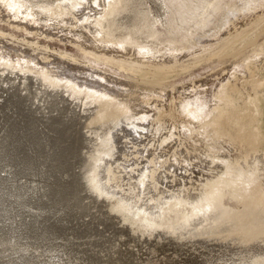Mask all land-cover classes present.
Segmentation results:
<instances>
[{
	"label": "rangeland",
	"instance_id": "obj_1",
	"mask_svg": "<svg viewBox=\"0 0 264 264\" xmlns=\"http://www.w3.org/2000/svg\"><path fill=\"white\" fill-rule=\"evenodd\" d=\"M152 1L141 4L164 18L143 35L158 44L151 55L91 45L86 36L112 15L104 0L57 3L49 25L0 0L5 264H264V0ZM83 90L104 97L81 103ZM193 224L209 232L186 234Z\"/></svg>",
	"mask_w": 264,
	"mask_h": 264
},
{
	"label": "bare ground",
	"instance_id": "obj_2",
	"mask_svg": "<svg viewBox=\"0 0 264 264\" xmlns=\"http://www.w3.org/2000/svg\"><path fill=\"white\" fill-rule=\"evenodd\" d=\"M74 0H10V3L9 4H11L10 6L13 8V10H14V16H18V15H20L21 17H26V16H23V14H27V15H29V16H27V17H30V18H33V17H35V18H38L40 21H43V23H47V24H45V25H49V24H51V23H53L54 24V22H55V20L53 19V17L51 16V9L57 4V3H60V9L61 8H64V7H62V4L64 3V2H68V4H70V6H72V4H71V2H73ZM145 1L146 0H104V2H103V8H104V13L106 12V11H108V10H110V11H112V15H111V17H106V18H103V19H101V21L99 22V24L97 23V25H96V27L93 29V32H90V37L89 36H86L84 33H82V32H80V29L78 30V32L79 33H82L83 34V36L85 35L86 37H88V38H90L91 39V45H93L94 47H97V48H99V47H103V48H106L107 46H108V44H107V46H104L105 44H103L106 40H111V41H113V43H109V45H111V46H113V47H116L117 49H119V48H121V47H123V46H125V44H127V43H130V45L131 46H136V47H133V48H137V49H139L140 51L139 52H143V53H145V54H148V52L149 53H151V55H152V53H156V51H157V43H156V41H153V40H148V38L147 37H143V35H148V36H151V35H154L155 33H156V29L154 28V25L157 23V22H160V20H162L163 21V19L162 18H164V15H163V17L161 18V17H158L159 16V14L157 13V15L158 16H155L154 14H156V12H154V11H149L148 9H146V7L148 8V5H145V6H143L144 4H145ZM159 1V0H158ZM76 2V1H75ZM141 2H144V4L142 5L141 4ZM152 2H154V0L152 1ZM157 2V1H156ZM159 4H160V2H158ZM147 4H149V1H148V3ZM153 5V4H152ZM69 6V5H68ZM154 6V5H153ZM152 6V7H153ZM145 7V8H144ZM149 7H150V4H149ZM156 7V6H155ZM155 7H153L152 8V10L155 8ZM65 9V8H64ZM70 9V8H69ZM150 9V8H149ZM158 9V8H157ZM156 9V10H157ZM160 9L162 10V8L160 7ZM62 10V9H61ZM60 10V11H61ZM163 11V10H162ZM157 12H159V10H157ZM164 12V11H163ZM23 13V14H22ZM64 13V12H63ZM154 13V14H153ZM163 14V13H162ZM105 15V14H104ZM103 15V16H104ZM156 17V18H155ZM159 18H161V19H159ZM53 20V21H52ZM101 37H105V40H102V38ZM87 39V38H86ZM90 39H88V40H90ZM82 42H80V44H81ZM89 43V44H90ZM106 43V42H105ZM85 44V43H84ZM103 44V45H102ZM82 45V44H81ZM84 46V45H83ZM137 51V50H136ZM138 52V51H137ZM138 52V53H139ZM109 53V55H112L113 53L112 52H108ZM112 53V54H111ZM104 61H112L111 60V58H108V59H104ZM115 62V61H114ZM4 70V69H3ZM30 77V76H29ZM38 79H40V81H41V79H42V81H44L45 83H46V86H50L51 87V89H52V91L54 90V88H52V87H54V84L53 83H51V81H50V79H48L47 77H41V78H38ZM37 79V80H38ZM36 80V81H37ZM43 82V83H44ZM37 83H39V84H42V83H40L39 81L37 82ZM41 86V85H40ZM43 86V85H42ZM45 86V87H46ZM68 85H64V87L65 88H68L67 87ZM45 87H43V88H45ZM64 87L62 88V90L64 89ZM47 88V87H46ZM49 89V88H48ZM50 90V89H49ZM60 90V89H59ZM65 90V89H64ZM68 90H69V88H68ZM67 90V91H68ZM42 91L44 92L45 90H43L42 89ZM42 92V93H43ZM63 93V92H62ZM69 94H66V95H68V97H69V95H70V91L68 92ZM40 95V94H39ZM76 95H79L80 96V100H81V103L84 101V98L85 97H87V96H94L95 98L92 100V101H94V100H96V102H97V100H102L101 98L102 97H104V96H100V98H99V96H97L95 93H89V91H85V90H83V93L82 94H76ZM79 96L77 97V98H79ZM60 99H62V98H60ZM78 102V101H77ZM99 102V101H98ZM80 103V104H81ZM84 103V102H83ZM79 104V103H78ZM83 105H85V104H83ZM95 105V104H94ZM97 105V104H96ZM95 105V106H96ZM70 106H72V103H71V105ZM99 106H102L101 104L99 105ZM108 106V105H107ZM109 106H110V104H109ZM113 106H114V104H113ZM79 107V106H78ZM77 107V108H78ZM82 107V106H81ZM80 107V108H81ZM84 107V106H83ZM98 107V106H97ZM86 108V107H85ZM99 108V107H98ZM101 108H104L103 106L101 107ZM107 108H109V107H107ZM83 109V108H82ZM95 109H97V108H95ZM73 110V109H72ZM75 110V109H74ZM85 110V109H84ZM83 110V111H84ZM86 110H90V108L88 109V107H87V109ZM93 110V112H95V113H98V110H97V112L94 110V108L92 109ZM92 110H90V111H92ZM107 110V109H106ZM113 111V110H112ZM101 112L102 111H100L99 112V114H94V115H98V118L99 119H96V120H100V114H101ZM78 113H79V111H78ZM85 113V112H84ZM112 113V112H111ZM81 114V113H80ZM91 114V116H93L92 114V112L90 113L89 112V115ZM109 115V114H108ZM73 116V115H72ZM71 116V117H72ZM83 116V115H82ZM110 116V115H109ZM113 116V115H112ZM115 116V115H114ZM86 116H84V118H85ZM97 117V116H96ZM119 117V116H118ZM88 118V117H87ZM86 118V119H87ZM91 118V117H90ZM108 118V117H107ZM109 119V118H108ZM67 120H69V119H67ZM66 120V121H67ZM71 120V119H70ZM84 120V119H83ZM89 120H91V119H89ZM88 120V121H89ZM95 120V119H94ZM113 120V119H112ZM65 121V122H66ZM73 121V120H72ZM85 121V120H84ZM104 121V118L101 120V123L100 124H102V122ZM107 121V120H106ZM87 122V121H86ZM97 122V121H96ZM100 122V121H99ZM64 123V122H63ZM69 124H71V122H68ZM68 123L66 124V126L68 125ZM89 123V122H88ZM92 123H95V121L94 122H92ZM91 123V124H92ZM98 123V122H97ZM76 124V123H75ZM78 124V123H77ZM85 124V123H84ZM104 124V123H103ZM79 125V124H78ZM87 124H85L84 125V127L86 126ZM97 125V124H96ZM99 125V124H98ZM97 125V126H98ZM106 125H107V123H106ZM65 126V127H66ZM81 126V125H80ZM91 126V125H90ZM96 126V127H97ZM103 126H105V125H103ZM61 127V129L62 128H64V127H62V126H60ZM69 126H67V131H65V132H68L69 133V131H68V128ZM71 127H72V125H71ZM74 127V126H73ZM75 127H76V125H75ZM79 127V126H78ZM99 127V126H98ZM97 127V128H98ZM100 127H101V125H100ZM87 128V127H86ZM85 128V129H86ZM73 129V128H72ZM76 129H78L77 127H76ZM88 129V128H87ZM86 129V130H87ZM91 129H93L92 127H91ZM99 129V128H98ZM89 130V129H88ZM96 130V129H95ZM72 131V130H71ZM93 131V130H92ZM92 131L90 130L89 132H91L92 133ZM100 131V130H99ZM98 131V132H99ZM78 132V131H77ZM88 131H86V133H87ZM96 132V131H95ZM15 133V132H14ZM60 133H63V131L61 130V132ZM80 133V132H79ZM85 135H87L85 132H83ZM74 134V133H73ZM89 135H90V133H88ZM95 134V133H94ZM97 134H99V133H97ZM63 135H65V134H63ZM85 135H83V137L85 136ZM88 135V136H89ZM96 135V134H95ZM94 135V136H95ZM100 135H102V134H100ZM65 136H67V133H66V135ZM80 136V135H79ZM91 136V135H90ZM99 136V135H98ZM67 137H69V136H67ZM72 137V136H71ZM83 137H82V135H81V138L83 139ZM97 137V136H96ZM95 137V138H96ZM86 138V137H85ZM89 138V137H88ZM92 138H93V136H92ZM91 138V139H92ZM99 138V137H98ZM81 139V140H82ZM85 140H87V139H85ZM83 142V141H82ZM87 142H88V140H87ZM86 141H84V144L85 143H87ZM93 142V141H92ZM95 142V141H94ZM93 142V143H94ZM89 144L91 143V142H88ZM87 143V144H88ZM96 143V142H95ZM13 145V144H12ZM6 147V146H5ZM4 147V148H5ZM7 149V148H6ZM6 149H5V151H6ZM1 151V150H0ZM1 153V152H0ZM4 153V152H3ZM5 153H7V152H5ZM18 153V152H17ZM16 153V154H17ZM2 155V154H1ZM5 156H6V154H4ZM3 157V156H2ZM7 157H8V153H7ZM7 157H6V159H7ZM19 157H20V154H19ZM2 159V158H1ZM15 159V158H14ZM2 160H4V161H6L4 158L2 159ZM7 160H9V159H7ZM1 161V160H0ZM4 161H2V163H0L2 166H4L3 165V163H4ZM10 161H12V160H10ZM10 161H8L7 163H9ZM14 162V161H13ZM8 165V164H7ZM1 166V167H2ZM5 166H6V163H5ZM1 167H0V169H1ZM9 167V166H8ZM10 167H11V165H10ZM4 168V167H3ZM2 168V169H3ZM6 169H7V167H6ZM12 169V168H11ZM8 171H9V169H7ZM6 170V171H7ZM5 171V170H4ZM8 171L7 172H5V175H6V173L8 174ZM22 172V171H21ZM10 173H11V170H10ZM3 174V173H2ZM1 174V175H2ZM12 175V174H11ZM20 175H22L21 173H20ZM53 175V174H52ZM7 176H9V175H7ZM59 176V175H58ZM61 176V175H60ZM59 176V177H60ZM15 177H16V175H15ZM53 177V176H52ZM56 177V176H55ZM1 178V177H0ZM5 179H6V177H4ZM8 178V177H7ZM12 178V177H11ZM10 178V179H11ZM14 178V177H13ZM47 178V177H46ZM49 178V177H48ZM47 178V179H48ZM70 178V177H69ZM9 179V181H11ZM22 179V178H21ZM25 179V178H24ZM50 180H51V178H49ZM48 179V180H49ZM57 179V178H56ZM55 179V180H56ZM1 180V179H0ZM3 180L4 179H2V182H3ZM5 181V180H4ZM14 181H17L15 178H14ZM61 181H62V178H61ZM12 182V181H11ZM26 182V181H25ZM46 183H47V181H45ZM59 182H60V180H59ZM77 182V181H76ZM6 183H7V181H6ZM5 183V184H6ZM13 183V182H12ZM15 183V182H14ZM20 183H22V182H20ZM44 183V182H43ZM2 184V183H1ZM4 184V183H3ZM2 184V185H3ZM16 184V183H15ZM27 184V183H26ZM25 184V185H26ZM51 184V183H50ZM20 185V184H19ZM22 185H24V184H22ZM40 185H41V183H40ZM6 186V185H5ZM12 187H13V185H11ZM15 186V185H14ZM46 186V185H45ZM44 186V187H45ZM49 186H51L52 187V185H49ZM58 186V185H57ZM56 186V187H57ZM80 186V185H79ZM82 186V185H81ZM9 187H10V184H9ZM23 187V186H22ZM42 187H43V185H42ZM48 187V186H47ZM53 187H55V186H53ZM59 187V186H58ZM57 187V188H58ZM61 187V186H60ZM2 188L3 189H5L3 186H2ZM2 188H0V189H2ZM15 188V187H14ZM41 188V187H40ZM46 188V187H45ZM57 188H53L54 190L55 189H57ZM0 190V191H7L6 189L5 190ZM12 189V188H11ZM21 189V188H20ZM23 189H25V188H23ZM29 189H30V187H29ZM52 189V188H51ZM53 189L52 190H49V191H53ZM69 189V188H68ZM79 189H80V187H79ZM8 190H10V188L8 189ZM13 190V189H12ZM28 190V189H27ZM32 189H30L29 191H31ZM41 190H42V188H41ZM59 191L61 190V188L60 189H58ZM73 190V189H72ZM15 190H13V192H14ZM19 190L17 189V191H15V192H18ZM21 191V190H20ZM48 191V190H47ZM57 191V190H56ZM66 191V193H67V189L65 190ZM70 191H71V189H70ZM2 192V193H3ZM14 192V193H15ZM23 191H21V193H22ZM26 192H28V191H26ZM62 192H63V189H62ZM61 192V193H62ZM14 193L12 194V192H11V194L12 195H14ZM24 193V192H23ZM35 193V192H34ZM53 193V192H52ZM60 193V195H62ZM65 193V192H64ZM70 192H68L67 194H69ZM5 194H8V192L6 193L5 192ZM4 194V195H5ZM10 194V195H11ZM30 194H31V192H30ZM43 194V193H42ZM46 194V193H45ZM48 195H49V193H47ZM3 195V194H2ZM9 195V194H8ZM23 195V194H22ZM25 195V194H24ZM29 195V194H28ZM32 195H34V194H32ZM41 195V194H40ZM48 195H45V196H47L48 197ZM50 195H52V194H50ZM56 195V194H55ZM59 195V194H58ZM7 196V195H6ZM5 196V197H6ZM63 196V195H62ZM15 197H16V193H15ZM24 197V196H23ZM23 197H22V199L21 200H23ZM35 197H36V194H35ZM40 197V196H39ZM52 197V196H51ZM69 197V196H68ZM17 198V197H16ZM27 198H28V196H27ZM32 198V197H31ZM34 198V197H33ZM43 198H45L44 196H43ZM53 198H54V196L52 197V201H53ZM65 198V197H64ZM63 198V199H64ZM71 198H72V194H71ZM3 199V198H2ZM14 199V198H13ZM18 199H19V197H18ZM36 199H38V198H36ZM49 199V198H48ZM47 199V200H48ZM51 199V198H50ZM63 199H61V200H63ZM75 199H76V197H75ZM74 199V200H75ZM0 200H1V198H0ZM6 200H7V197H6ZM15 200H17V199H15ZM25 200V199H24ZM29 199H27V201H28ZM31 200H33V199H30L29 201H31ZM58 200L59 199H57V202H58ZM60 200V201H61ZM67 200V199H66ZM73 200V201H74ZM4 201V200H3ZM2 200H1V202H0V225H4V221H5V219H6V216L9 214V217L11 218V213H9L10 212V207L8 208L6 205H3L2 206V202H3ZM9 201H11L10 199H9ZM35 201V200H34ZM79 200H77L76 201V203L78 202ZM13 202V201H12ZM26 202V201H25ZM48 202H50V201H48ZM54 202V201H53ZM52 202V203H53ZM65 201H63L62 202V204L64 203ZM75 202V201H74ZM99 202V201H98ZM8 204L10 203V202H7ZM18 203H19V201H18ZM17 203V204H18ZM33 203V202H32ZM35 203V202H34ZM33 203V204H34ZM55 203V202H54ZM79 203V202H78ZM77 203V204H78ZM4 204H6V203H4ZM7 204V205H8ZM13 204H14V202H13ZM13 204H11V205H13ZM17 204L15 205V206H17ZM28 204V203H27ZM58 204V203H57ZM60 204V203H59ZM66 204V203H65ZM68 204H69V202H68ZM70 204H73V203H70ZM80 204V203H79ZM93 204V203H92ZM50 205H52L51 203H50ZM67 205V204H66ZM83 205V204H82ZM82 205H81V207H82ZM87 205V204H86ZM5 206V207H4ZM10 206V205H9ZM35 206V205H34ZM63 206V205H62ZM65 206V205H64ZM69 206H72V205H69ZM77 207L79 206V205H76ZM75 206V207H76ZM68 207V206H67ZM66 207V208H67ZM8 208V209H7ZM35 208V207H34ZM53 208V207H52ZM60 208H61V206H60ZM80 208V207H79ZM11 209H13V208H11ZM15 209H17V207L15 208ZM27 209H28V206H27ZM83 209V208H82ZM86 209V208H85ZM98 209V208H97ZM14 210V209H13ZM13 210H12V212H13ZM31 210V209H30ZM69 210V209H68ZM75 210H78V208L77 209H75ZM16 211V210H15ZM78 211H82V210H78ZM85 211V210H84ZM103 211V210H102ZM65 212V211H64ZM69 212V211H68ZM72 212V211H71ZM21 212H19V214H20ZM26 213H28V212H26ZM66 213V212H65ZM79 213V212H78ZM81 213V212H80ZM105 213V212H104ZM11 214V215H10ZM21 214H23V213H21ZM76 214V213H75ZM74 214V215H75ZM84 214V213H83ZM63 215V214H62ZM66 215V214H65ZM14 216H15V214H14ZM27 216H29V215H27ZM78 216V215H77ZM85 216V215H84ZM223 216H224V218L223 219H235V220H237L238 222H239V224H241L243 227H244V225H246V224H244L243 223V221L241 220V219H239V218H237V216H236V214H229V211H225L224 212V214H223ZM13 217V216H12ZM66 217V216H65ZM75 217V216H74ZM79 217H81L80 215L78 216V218ZM29 218H31V217H29ZM28 218V219H29ZM64 218V217H63ZM74 219V218H73ZM82 219V218H81ZM83 219H84V217H83ZM86 219V218H85ZM9 220H11V219H8V221ZM23 220V219H22ZM21 220V221H22ZM30 220V219H29ZM63 220V219H62ZM67 220V219H66ZM91 220V219H90ZM24 221V220H23ZM26 221V220H25ZM69 222H70V220H68ZM72 221V220H71ZM77 221V220H76ZM79 221V220H78ZM81 222H82V220H80ZM85 221V220H84ZM94 221V220H93ZM112 221V220H111ZM222 221V220H221ZM16 222V221H15ZM64 222V221H63ZM95 222V221H94ZM97 222V221H96ZM223 222H225V221H223ZM233 222H234V220H233ZM3 223V224H2ZM8 223V222H7ZM50 224H51V222H49ZM80 223V222H79ZM78 223V224H79ZM89 223H90V221H89ZM93 223V222H92ZM23 224H24V222H23ZM63 224H65V223H63ZM73 224H75L74 223V221H73ZM91 224V223H90ZM231 224H232V222H231ZM71 225V224H70ZM93 225V224H92ZM95 225V224H94ZM224 225H226V223H224ZM223 224H222V226H224ZM229 225V224H228ZM248 225V224H247ZM24 226V225H23ZM59 226H60V223H59ZM221 226V225H220ZM236 226V225H235ZM252 227H253V225H251ZM250 226V227H251ZM76 227H78V226H76ZM85 227V226H84ZM200 227H201V225H198V224H193V227H192V230L191 231H188V232H186V234H189V235H192V236H197V235H203V233H205V232H209V230H200ZM219 227V226H218ZM243 227H242V229H243ZM11 228V227H10ZM23 228H25V227H23ZM60 228V227H59ZM64 228V227H63ZM79 228V227H78ZM81 228V227H80ZM83 228V227H82ZM217 228V227H216ZM216 228H215V230H216ZM222 228V227H221ZM231 228V227H230ZM247 228H248V226H247ZM1 230H0V232H4L5 230L4 229H2V227L0 228ZM32 229V228H31ZM70 229V228H69ZM69 229H68V231H69ZM74 229V228H73ZM233 229V228H232ZM251 229V228H250ZM255 229V228H254ZM4 230V231H3ZM34 230V229H33ZM75 230H77L76 228H75ZM88 230V229H87ZM114 230V229H113ZM211 230V229H210ZM234 230V229H233ZM23 232H24V230H22ZM31 231V230H30ZM63 231V230H62ZM61 231V232H62ZM72 231V230H71ZM70 231V232H71ZM86 231V230H85ZM84 231V232H85ZM223 231V230H222ZM255 231V230H254ZM8 232V231H7ZM37 232V231H36ZM74 232V231H73ZM79 232V231H78ZM207 232V233H208ZM214 232V231H213ZM219 232H221V231H219ZM239 232H242V231H239ZM245 232V231H244ZM243 232V233H244ZM248 232V231H247ZM252 232V231H251ZM32 233V232H31ZM34 233V232H33ZM67 233V232H66ZM65 233V234H66ZM87 233V232H86ZM210 233H212V231L210 232ZM221 233H223V232H221ZM221 233H219V235L221 234ZM4 234H6L5 232L4 233H2V234H0L1 236H3V238H10V237H8V236H6V235H4ZM64 234V233H63ZM69 234V233H68ZM74 234V233H73ZM206 234V233H205ZM213 234H215V233H213ZM252 234V233H251ZM33 235V234H32ZM77 235V234H76ZM96 235H98V234H96ZM211 235V234H210ZM216 235V234H215ZM214 235V236H215ZM71 236H72V234H71ZM187 236V235H186ZM205 236V235H204ZM208 236V234L206 235V237ZM212 236V235H211ZM230 236V235H229ZM243 236V235H242ZM84 237V236H83ZM85 237H87V236H85ZM101 237V236H100ZM111 237V236H110ZM122 237V236H121ZM184 237V236H183ZM182 237V238H183ZM188 237V236H187ZM198 237H200V236H198ZM213 237V236H212ZM216 238H217V235L215 236ZM214 237V239H216ZM245 237V236H244ZM74 238V237H73ZM72 238V239H73ZM76 238V237H75ZM181 238V239H182ZM192 238V237H191ZM190 238V239H191ZM220 238V237H219ZM53 239V238H52ZM96 239H97V236H96V238H94V240L96 241ZM104 239V238H103ZM190 239H188V240H190ZM209 239H210V237H209ZM78 240V239H77ZM81 240H83L82 238H81ZM89 240V239H88ZM91 240V239H90ZM93 240V241H94ZM100 240V239H99ZM184 240V239H183ZM211 240H212V238H211ZM217 240H219L218 238H217ZM59 241V240H58ZM68 241H70V239L68 240ZM73 241V240H72ZM74 241H75V239H74ZM101 241V240H100ZM99 241V242H100ZM191 241H194V240H191ZM199 241V240H198ZM201 241V240H200ZM207 241H210V240H208L207 239ZM257 241V240H256ZM57 242V241H56ZM71 242V241H70ZM98 242V241H97ZM195 242V241H194ZM197 242V241H196ZM202 242V241H201ZM200 242V243H201ZM77 243H79V242H77ZM76 243V244H77ZM95 243V242H94ZM102 243V242H101ZM181 243H182V241H181ZM190 243V242H189ZM197 243H199V242H197ZM196 243V244H197ZM199 243V244H200ZM212 243V242H211ZM72 244V243H71ZM70 244V245H71ZM206 244V241H205V243L203 244V245H205ZM231 244H232V242H231ZM230 244V245H231ZM2 245V249H0V250H3V251H6V250H8V246H6L5 244H1ZM29 245V244H28ZM67 245H68V243H67ZM109 245V244H108ZM202 245V246H203ZM219 245V244H218ZM227 245H228V243H227ZM242 245V244H241ZM240 245V246H241ZM72 246V245H71ZM77 246V245H76ZM82 246H83V244H82ZM198 246H200V245H198ZM215 246V245H214ZM73 247V246H72ZM75 247V246H74ZM97 247V246H96ZM209 247V246H208ZM186 248V247H185ZM214 247H212V249H213ZM88 249H90V248H88ZM183 249V248H182ZM181 249V250H182ZM200 249V248H199ZM198 249V250H199ZM203 249V248H202ZM206 249V248H205ZM211 249V248H210ZM209 249V250H210ZM211 249V250H212ZM257 249H259V248H257ZM78 250V249H77ZM213 250H215V249H213ZM263 250V249H262ZM70 251V250H69ZM81 251V250H80ZM93 251V250H92ZM53 252V251H52ZM87 252V250L85 251V253ZM195 252H197V250L195 251ZM200 252H201V250H200ZM220 252V251H219ZM229 252V251H228ZM227 252V254H230V253H228ZM241 252V251H240ZM262 253H263V251H261ZM12 253V252H11ZM14 253H16V254H18L19 253V256H17V258L20 260L22 257H24L25 258V256L23 255L25 252L24 251H15ZM54 253V252H53ZM84 253V254H85ZM93 253V252H92ZM95 253V252H94ZM181 253V252H180ZM198 253V252H197ZM215 253H217V252H214V255H215ZM239 253V252H238ZM257 253V252H256ZM82 254H83V252H82ZM87 254V253H86ZM233 254V253H232ZM11 255H14L15 256V254H11ZM81 255V252L79 253V256ZM88 255V254H87ZM95 255V254H94ZM101 255V254H100ZM196 255V254H195ZM199 255V254H198ZM198 255H196L197 257H198ZM211 255H213V253H211ZM218 255V254H217ZM216 255V256H217ZM27 256V255H26ZM82 256V255H81ZM84 256V255H83ZM202 256V255H201ZM236 256V255H235ZM262 256V255H261ZM11 256H0V264H5V262H8V263H10L9 262V258H10ZM87 257V256H86ZM89 257V256H88ZM94 257V256H93ZM188 257V256H187ZM200 257V256H199ZM205 257V256H204ZM204 257H202V258H204ZM224 257V256H223ZM237 257V256H236ZM248 257V256H247ZM91 258V257H90ZM189 258V257H188ZM206 258H207V256H206ZM205 258V259H206ZM239 258V257H238ZM237 258V259H238ZM250 258V257H249ZM249 258H247V259H249ZM34 259V258H33ZM37 259V258H36ZM59 259V258H58ZM79 259V258H78ZM100 259V258H99ZM191 259V258H190ZM198 259H200V260H202L201 259V257L200 258H198ZM208 259V258H207ZM226 259V258H225ZM229 259V258H228ZM241 259V258H240ZM247 259H246V261H247ZM12 260V259H11ZM80 260H82V258L80 259ZM91 260V259H90ZM196 260V259H195ZM219 260V259H218ZM217 260V261H218ZM236 260V259H235ZM239 260V259H238ZM36 261V260H35ZM39 261V260H38ZM93 261H94V259H93ZM92 261V262H93ZM190 261V260H189ZM215 261V260H214ZM216 261V262H217ZM229 261H231V260H229ZM241 261V260H240ZM250 261V260H249ZM251 261H252V259H251ZM17 262V261H16ZM64 262H66V261H64ZM76 262H79V261H76ZM81 262H83V260L81 261ZM91 262V261H90ZM97 262H98V260H97ZM101 262V261H100ZM193 262V261H192ZM191 262V263H192ZM201 262V261H200ZM212 262V261H211ZM210 262V263H211ZM226 262V261H225ZM202 263H203V261H202ZM201 263V264H202ZM205 263V262H204ZM220 263H222V262H220ZM231 263H232V261H231ZM243 263V262H242ZM250 263V262H249ZM19 264H22L21 262L19 263ZM88 264H91V263H89L88 262ZM98 264V263H97ZM193 264V263H192ZM233 264H235V263H233ZM237 264V263H236ZM239 264V263H238ZM244 264H247V262L246 263H244Z\"/></svg>",
	"mask_w": 264,
	"mask_h": 264
}]
</instances>
